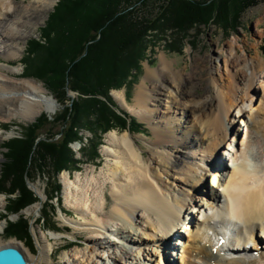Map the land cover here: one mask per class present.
<instances>
[{
  "label": "bare ground",
  "instance_id": "1",
  "mask_svg": "<svg viewBox=\"0 0 264 264\" xmlns=\"http://www.w3.org/2000/svg\"><path fill=\"white\" fill-rule=\"evenodd\" d=\"M11 3L7 0H0V28H6L3 24L5 21L12 25L10 29L6 28L3 32L0 29V52L9 59L16 58L21 51L19 41L23 34L19 29L20 24L15 22L19 19L16 14L24 15L22 18L25 19L20 23L30 27L33 24L32 19H41L47 11L45 9L51 5L49 2L38 1L42 4V6L37 5L42 9L40 14V12L29 10L30 5L20 6L18 8L20 10L14 11L11 9ZM159 60L158 68L147 67L146 76L138 87L133 106L126 103L121 91L113 92L117 103L130 114L143 122H155L152 128L154 141L151 153L152 157L160 159L157 168L153 166L157 161L153 158L146 159V152L136 147L129 133L118 134L116 131L108 133L106 143L118 149L114 164L107 166L104 173L105 179L110 183V196L113 200L108 213H103L108 207L101 191L96 193L93 191L89 199L86 186L84 187L81 183L79 174L75 175V180H72L66 172L61 176L67 196V207L73 209L81 219L84 218L87 225L94 227L87 230L93 234L95 240L103 236L119 235L124 243L131 245V247L126 245L119 255L113 257L115 264H122L124 260L132 261V264L133 262L143 264L139 262V253L132 248L139 245V239L157 237L162 246L167 245L170 243L168 239L172 238L171 235H174L175 230L182 224V214L185 213V217H190V210L188 211L186 207L184 197L168 198L165 192L162 193L156 187L161 189L164 187L157 174L158 167L167 177L180 173L191 174L192 168L184 160L189 158L186 152L193 150L196 146L206 149L211 158V165L214 164V159H217L219 155V148L223 145L230 129L225 126L224 119L230 116L232 107L248 98L254 88L256 75L264 70L262 62L241 56L234 57L228 63L229 68H233L228 77L230 80L228 84H223L217 68L214 69L215 75L208 68L207 84L216 86V93L212 95L210 93L204 99H196L184 90L190 81L192 83L191 77H187L182 70L175 69L172 66L173 61L166 59L163 54ZM9 70H11L10 73L14 72L11 68ZM236 83L238 86L243 85L242 95L239 94ZM262 96L258 109L264 114V92ZM53 103L54 100L47 90L35 81L15 82L14 78L8 75L0 79L1 121H11L16 117L22 122H29L42 112L53 114ZM174 106L184 107V122L182 124H173L170 121L161 122L160 119H163L165 112L167 113ZM240 113L242 116L245 114L243 109ZM252 121L254 122V119ZM246 124L248 126L250 123ZM263 125L264 119L259 125L254 123L251 126L261 134L262 141L258 143L259 147L254 144L252 136L247 132V137L235 143L237 150L230 157L234 168L227 172L226 176L221 175L219 178L214 173L212 181L221 189V200L215 208L214 206L209 207L211 211L202 214L201 220L204 221L196 227L195 231L187 232L188 244L186 243L181 250L179 264H264V253L256 257H246L248 252L246 246L249 243L262 244L264 249V165L261 162L258 163L255 158L257 148H262L261 157L264 150ZM204 142L208 144L205 145ZM160 147H169L172 155L165 156L164 153L158 152L157 149ZM211 165L208 167L210 168ZM73 183H77L81 188L71 189ZM198 183V180L193 179L189 185L193 188L197 187L198 190V187L202 186H198ZM217 196L216 194L211 195L214 199ZM2 199L0 195V203ZM140 221H143L145 225ZM217 221L221 225L237 223L235 228L240 235L239 240L235 246H232L234 250L227 258L215 255L201 245L208 237L209 240L215 242L212 248H216L219 252V248L223 247L218 246L219 239L215 238L221 235L218 234L220 230L219 226H216L219 225ZM70 222L74 223L69 220L65 224L71 226ZM191 222H193L192 217ZM194 223L197 226L200 222ZM79 225L81 226L78 230H85L83 224ZM71 227L75 230L76 223ZM1 230L0 225V232ZM221 232L227 235L223 229ZM130 233L138 234L139 239L130 236ZM51 238H62V235L51 233ZM254 246L257 248L256 244ZM94 250L96 248H90V254ZM90 254L85 256L91 259ZM44 255L45 247H40L38 256L36 258L32 256L31 259L40 264L44 260ZM25 260L26 264L31 263L28 259L25 258ZM165 262L171 264L170 261Z\"/></svg>",
  "mask_w": 264,
  "mask_h": 264
},
{
  "label": "rangeland",
  "instance_id": "2",
  "mask_svg": "<svg viewBox=\"0 0 264 264\" xmlns=\"http://www.w3.org/2000/svg\"><path fill=\"white\" fill-rule=\"evenodd\" d=\"M38 1L49 2L51 5L45 9L47 11L41 19L36 20V18L32 17L34 19H32L33 24L30 27L26 24L20 23L25 19L22 18L24 15L16 14V17L19 16V19L16 18L18 20H15V22L20 24L19 29L23 34V37L19 41L21 51L16 58L13 59H9L8 56H5L4 53L0 52V76L4 78L5 75H8L14 78L15 82L32 80L41 84L54 100V112L53 114L42 112L29 122H22L16 117L11 119V121L0 120V195H2L3 198L1 201L2 203H0V225L2 226V230L0 232V246L10 245L19 248L25 258L31 262H28V264H37L35 260L32 261L31 257L33 256L36 258L38 256L40 247H45V257L40 264H115L113 257L115 255H119L120 252L124 250L126 245L128 247H131V245L124 243V241L120 239L121 236L119 235H112L109 237L103 236L102 238L95 240L93 234L87 230L88 228L94 227L90 224L87 225L88 223L84 220V218L81 219V217L78 216L73 209H69L67 207V196L61 176L64 172H66L72 180H75V175L79 174L81 183H83L84 187L86 186L87 196H89V199L90 196H92L93 191H95V193L97 191H101L108 207L103 213H108L113 200L110 196V183H108L105 179L104 173L106 172L107 166L114 164L116 160L115 156H117L116 151L118 149H115L106 143V135L112 131H116L118 134L127 132L132 136V140H134L136 147L138 146L146 152V159L153 158L157 161V163L153 165L155 168H157V164L160 161L157 157H152L151 153V147H153L152 142L154 141L152 128L154 127L155 122H143L130 114L124 107L117 103L113 92L121 91L124 95L126 103L133 106L138 87L142 84L146 76L147 67L150 69L158 68L161 54H163L166 59L173 61L172 66L175 69L182 70L187 77H191L192 83L190 81L185 86L184 90L196 99H204L207 98L210 93L211 95L216 93L215 90L217 87L214 85L209 86L207 84L206 78L208 68L210 71H213V75H215L214 69L217 68V71L220 72L219 75L222 77L221 83L228 84L230 80L228 77L231 75L230 72L233 70V68H229L228 63L233 60L234 57L241 56L245 59H254L259 63L262 62L264 65V0H256V4L248 7L244 4L237 6V9L240 10L239 16L233 19L231 18V20L230 18L227 19L225 21L226 24L224 21L218 22L214 19V17L207 25H194L193 28L188 31L189 36L185 39L179 38V35L177 36L174 31H168L165 36L159 35L158 39H153L152 44H154L146 51V58L141 63L140 73L136 77L137 81L132 85L130 92H128L127 87L121 88L120 90L109 91V97L115 105V112L118 114L125 112L130 117L135 118L137 122L144 125V133L129 132L128 130L122 131L120 128L115 126L112 130H109L101 136V145L98 150L99 158L91 159L89 158V153H86L85 161V158L81 157V153H83V149H81V147L88 149V139H90L92 135L91 130L94 129L97 134L100 133L98 130L99 127L96 123L95 114H90V118H88L91 120V124L88 125L89 128L86 127V129H83L84 131L80 133L82 136V144L76 142L70 145L71 149L75 153L76 159L83 160L84 163H80L78 165V171L71 169L70 171H62L57 175L61 188L60 207H58L56 203V198L52 203L48 200L50 189L52 187L47 186V175L40 173L41 164H39V166L35 165V167L30 170L32 179L27 178V176L25 177L26 189L32 194V198L36 199V202L20 210L17 215L13 211L10 213L6 211V209L9 211L10 199L15 198V195L10 194L14 187L11 185L10 179L6 177V174H4V166L9 162L8 158H5V153L7 151L5 143L10 139L19 138L23 135L25 128L35 123L37 118H39L42 114H45L47 119L52 121L55 117L62 113L63 107L62 102H60L61 105L57 102L50 91L46 88L43 81L37 79L36 77L23 76V66L21 60L25 56L27 42L33 38L39 37L40 28L44 25L48 14L53 10L57 0H7V2H12L11 9L14 11L20 10L18 9L20 6L30 5L29 10H33V12L37 13L40 12L41 14L42 9L37 7V5L42 6V4L38 3ZM133 7L137 8V15L140 17L144 8L142 10V6L139 3L133 4ZM229 9L231 11L237 10H234V7L231 6ZM229 16L232 17L233 15L230 14ZM234 20L235 22L233 23ZM3 24L6 25L7 29L12 27L9 22L5 21ZM6 28L0 29L3 32ZM151 38L152 37L149 36L147 39ZM9 68H11L14 72L10 73L9 71L11 70H9ZM263 71H261L262 73L258 72L256 75L254 88L249 93L248 98L244 101H239L238 105L232 107L230 116L224 119L225 126L230 129L223 145L219 148L218 158L214 159L218 160L216 162L218 169L216 168V165H211V158L206 152V149H201L197 146L193 150H188V152H186L189 158L184 160L185 163L192 168L191 174L180 173L167 177L163 174V171L159 170L160 168L158 167L157 174L164 187L161 189L160 187L155 186L162 193L165 192L168 198L184 197V199H186V207L188 208V211L190 210V217L187 218L185 217V213L182 214V224H180L177 230H175V234L171 235L172 238L168 239V242L170 243H167V245L164 246H162L157 237L154 239L142 237L141 240L138 238V234L134 235V233H130V236L139 239V245L132 247L135 252L139 253V262H142L143 264H162L163 261H170L171 264H179L181 259V250L187 243V232L190 230L195 231L196 227L200 226L204 221L201 220L202 214L211 211L209 207L214 206L215 208L221 200V189L217 185H214L212 181L215 175L214 173H216L219 178L221 175L226 176L227 172L234 168L233 160H231L230 157L233 155L234 151L237 150L235 143L237 141L241 142L245 137H247V132L252 136L254 144H257L256 146L259 147L260 144L258 143L262 141L260 136L261 134L254 130L253 127L251 128V126L254 123L259 125V123L264 119V114L258 109L264 92ZM2 77H0V79ZM236 86H238L237 83ZM237 89L240 92L239 94L242 95L244 93L243 85H239ZM71 93L73 94V98L71 97ZM76 96L78 97L79 95L74 92L67 91L66 98L64 100V106L67 111H69L72 99ZM95 99L109 104L108 100L103 97H96ZM241 109L245 112L244 116L240 113ZM162 112L165 111L162 110ZM163 116V119H160L161 122L170 121L173 124H182L185 120L184 107L174 106L167 113L165 112ZM85 118L86 117L83 116L81 120H85ZM253 119L254 122L252 121ZM247 122L250 123L248 126L246 124ZM55 129V127L47 125L44 129L40 130V138H46L47 134L54 132ZM58 138V136L55 137V139ZM204 144L207 145L208 142H204ZM261 150L262 148H257L255 158L258 163L261 162L264 165V150L262 152V157ZM157 151L164 153L165 156L172 155L169 147H160ZM160 165L162 166V164ZM209 165H211L210 168L208 167ZM193 179L198 180V186L202 185L201 187H198V190L196 189L197 187L193 188L189 185V183L193 182ZM77 188H81V186L77 185V183H73L71 189L76 190ZM212 194L218 195L217 198H212ZM19 216H21L22 220L27 224V231L29 233L28 238L20 235L19 238L22 239H19L12 235L9 236L10 234L7 232V222L15 223L18 221ZM191 217L193 222H191ZM67 219L76 223L75 230L71 227L74 223L71 224L72 222H70L71 226L65 224V222H69ZM196 221L200 222L197 226L194 223ZM140 222L145 225L143 221ZM79 224H83V229L85 230H78L81 226ZM51 233L61 234L62 238L53 239L51 238ZM214 243L215 242H212L207 237L206 241L201 243V245L202 247L211 250L215 255L218 254L225 258L230 257L229 254L222 253L220 248L219 252L217 249L212 248ZM249 244L246 246L248 248L246 250L248 251L246 257H256L257 255L259 256L264 253L262 246L261 248L257 245V243ZM253 244H256L257 248ZM225 245H227L226 242ZM90 248H96V250L90 254ZM87 254H90L91 259L85 256ZM122 264H132V261L124 260ZM133 264H135V262H133Z\"/></svg>",
  "mask_w": 264,
  "mask_h": 264
},
{
  "label": "trees",
  "instance_id": "3",
  "mask_svg": "<svg viewBox=\"0 0 264 264\" xmlns=\"http://www.w3.org/2000/svg\"><path fill=\"white\" fill-rule=\"evenodd\" d=\"M137 3L144 8L140 17L133 7ZM241 4L248 7L256 0H57L39 37L27 42L21 63L24 77L43 81L57 102H62V113L52 121L42 114L23 135L5 143L9 162L4 174L14 187L10 194L15 195L6 211L18 215L36 202L26 189L25 177L32 179L30 170L39 164L40 173L47 175V186L52 187L48 200L52 203L56 198L60 207L57 175L78 171V165L84 163L76 159L70 145L82 144L80 133L89 128L90 114H95L100 133L91 130L88 149L81 147L85 161L86 153L91 159L99 158L101 136L115 126L122 131L143 132L144 125L135 118L115 112L109 91L127 87L130 92L153 39L168 31L185 39L194 25H207L214 17L224 23L236 18ZM230 6L237 10L231 11ZM149 36L152 38L147 39ZM67 91L79 95L72 99L69 111L64 106ZM96 97L107 99L109 104ZM83 116L85 120H81ZM47 125L56 129L41 139L39 132ZM6 225L9 236L28 238L27 224L21 216Z\"/></svg>",
  "mask_w": 264,
  "mask_h": 264
},
{
  "label": "water",
  "instance_id": "4",
  "mask_svg": "<svg viewBox=\"0 0 264 264\" xmlns=\"http://www.w3.org/2000/svg\"><path fill=\"white\" fill-rule=\"evenodd\" d=\"M0 264H26V260L19 248L7 245L0 247Z\"/></svg>",
  "mask_w": 264,
  "mask_h": 264
}]
</instances>
